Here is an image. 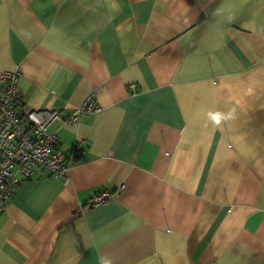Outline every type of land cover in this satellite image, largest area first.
<instances>
[{"label":"crops","instance_id":"crops-1","mask_svg":"<svg viewBox=\"0 0 264 264\" xmlns=\"http://www.w3.org/2000/svg\"><path fill=\"white\" fill-rule=\"evenodd\" d=\"M16 66L68 169L19 179L0 264H264V0H0Z\"/></svg>","mask_w":264,"mask_h":264},{"label":"built area","instance_id":"built-area-1","mask_svg":"<svg viewBox=\"0 0 264 264\" xmlns=\"http://www.w3.org/2000/svg\"><path fill=\"white\" fill-rule=\"evenodd\" d=\"M20 75L18 66L0 72V210L7 205L21 177L47 171L67 178L64 150L56 135L48 130L49 124L59 118L58 111L31 108L19 93L17 82ZM99 110L91 92L61 121L75 122L81 114L91 115ZM114 196L113 191L101 189L87 200L84 208L101 204Z\"/></svg>","mask_w":264,"mask_h":264},{"label":"clouds","instance_id":"clouds-1","mask_svg":"<svg viewBox=\"0 0 264 264\" xmlns=\"http://www.w3.org/2000/svg\"><path fill=\"white\" fill-rule=\"evenodd\" d=\"M209 115L215 125H220L222 121H227L232 118V113L222 114L217 112L210 113ZM100 264H114V261L111 258L105 256L101 258Z\"/></svg>","mask_w":264,"mask_h":264}]
</instances>
